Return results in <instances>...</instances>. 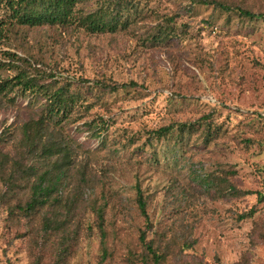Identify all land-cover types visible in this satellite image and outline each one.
<instances>
[{"label": "rangeland", "instance_id": "1", "mask_svg": "<svg viewBox=\"0 0 264 264\" xmlns=\"http://www.w3.org/2000/svg\"><path fill=\"white\" fill-rule=\"evenodd\" d=\"M219 1L263 16L82 0L76 19L31 26L0 9V83L42 85L0 91V264H264V0ZM104 6L118 25L91 31L81 18ZM40 177L55 187L27 212Z\"/></svg>", "mask_w": 264, "mask_h": 264}, {"label": "trees", "instance_id": "2", "mask_svg": "<svg viewBox=\"0 0 264 264\" xmlns=\"http://www.w3.org/2000/svg\"><path fill=\"white\" fill-rule=\"evenodd\" d=\"M82 0H0V9L5 8L10 12V17L13 18L17 23L27 24V25H39V24H55L63 23L77 17L74 15V8ZM194 3L211 5L214 9H218L224 12L236 11L238 15L245 16L249 19H256L263 16L256 10L242 9L238 5H230L224 1L219 0H190ZM119 1L117 6L121 8L122 3ZM116 12L109 8V6L102 7L99 12L89 13L85 17L81 18V21L91 30V31H102V30H114L118 25ZM109 16L110 19H107ZM15 80L13 83H8L10 80H5L0 83V91H4L7 85L10 86L16 84L22 86L23 90H33L41 91L42 85L35 82L32 78H28L25 74H17L13 77ZM99 86L104 89L115 92L121 88L135 87L136 82L130 81L128 83H118L117 81H106L98 80L96 81ZM8 83V84H7ZM73 95L69 94L64 88L54 91L48 95L50 101V106H55L57 112L65 111L68 105L72 102ZM36 125V124H35ZM186 123L181 124V129L184 128ZM37 126V125H36ZM172 131V125L161 127L153 131V135L157 137L166 136L168 132ZM151 138V136H149ZM30 168H23L18 170V174L24 175L30 172ZM55 184L53 182H45L43 177H40L39 181L36 182L32 188V194L30 199L25 203L24 210L27 212H35L38 207L45 205L50 198V194L53 191ZM232 192L245 195L249 191H241L235 187L229 188ZM136 201L141 215L147 220L148 213L146 210V201L142 196L140 188L136 187ZM46 224L49 226L51 223L50 219H46ZM99 228L101 224L99 223ZM141 241L144 244L145 249L152 254L154 260L158 261L161 256L153 248L152 240L145 239L144 233L140 236Z\"/></svg>", "mask_w": 264, "mask_h": 264}]
</instances>
